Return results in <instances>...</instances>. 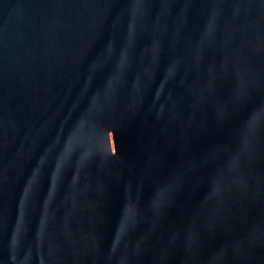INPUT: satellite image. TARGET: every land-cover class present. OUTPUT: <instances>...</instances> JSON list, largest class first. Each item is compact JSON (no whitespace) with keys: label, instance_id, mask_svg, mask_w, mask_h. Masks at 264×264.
Instances as JSON below:
<instances>
[{"label":"water","instance_id":"obj_1","mask_svg":"<svg viewBox=\"0 0 264 264\" xmlns=\"http://www.w3.org/2000/svg\"><path fill=\"white\" fill-rule=\"evenodd\" d=\"M0 264H264V0H0Z\"/></svg>","mask_w":264,"mask_h":264}]
</instances>
